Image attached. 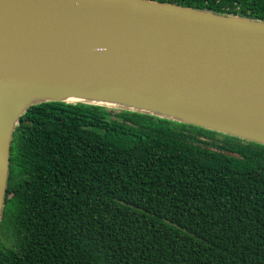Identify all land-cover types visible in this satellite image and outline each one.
I'll list each match as a JSON object with an SVG mask.
<instances>
[{
	"label": "trees",
	"instance_id": "1",
	"mask_svg": "<svg viewBox=\"0 0 264 264\" xmlns=\"http://www.w3.org/2000/svg\"><path fill=\"white\" fill-rule=\"evenodd\" d=\"M152 1L264 20V0ZM6 191L0 264H264L263 145L42 103L13 133Z\"/></svg>",
	"mask_w": 264,
	"mask_h": 264
},
{
	"label": "water",
	"instance_id": "2",
	"mask_svg": "<svg viewBox=\"0 0 264 264\" xmlns=\"http://www.w3.org/2000/svg\"><path fill=\"white\" fill-rule=\"evenodd\" d=\"M50 102L264 146V20L152 0H0V222L13 133Z\"/></svg>",
	"mask_w": 264,
	"mask_h": 264
},
{
	"label": "rangeland",
	"instance_id": "3",
	"mask_svg": "<svg viewBox=\"0 0 264 264\" xmlns=\"http://www.w3.org/2000/svg\"><path fill=\"white\" fill-rule=\"evenodd\" d=\"M109 110H113L112 108H109ZM115 111H118V110H115ZM202 141H207V142H210V140H207V139H204V138H200Z\"/></svg>",
	"mask_w": 264,
	"mask_h": 264
}]
</instances>
